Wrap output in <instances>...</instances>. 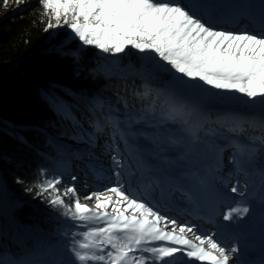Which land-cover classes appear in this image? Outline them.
<instances>
[{
    "label": "snow or ice",
    "instance_id": "obj_1",
    "mask_svg": "<svg viewBox=\"0 0 264 264\" xmlns=\"http://www.w3.org/2000/svg\"><path fill=\"white\" fill-rule=\"evenodd\" d=\"M12 2L19 5L25 0ZM38 2L43 31H51L53 40L58 36L56 30L66 28L69 40L77 41L79 49L91 46L113 56L135 50L153 62L157 72L169 75L165 89H153L145 81L144 91L132 93L137 101L145 102L139 109L120 97L123 118L114 114L120 109L105 105L99 97L93 98L89 108L93 129L89 142L94 143L96 134L108 129L105 154H110L108 167L112 177L101 190L83 192V200L94 202V207L82 202L76 175L68 182L63 174L50 176L46 169H40L39 176L26 189L35 190L38 197L58 209L60 216L70 222L69 231L64 233L68 237L64 255L68 258L54 260L52 264H189L193 261L195 264H242L241 249L238 243L229 242L228 234L232 233V239H236L232 226L251 211L247 206L249 186L247 181L241 185L240 176L247 178L246 166L250 167L258 154L264 156V134L245 135L249 128L264 130V24L259 32L218 28L211 18L198 14L195 5L181 0ZM4 3L7 6L8 0ZM68 42H60L56 51L78 61L79 49L64 50ZM93 71L100 74L99 69ZM191 89L200 92L211 89L245 97L253 105L259 103L260 115L230 113L212 120L198 106L178 100V93ZM45 97L57 114L79 123L65 100L54 92L45 93ZM141 124L154 129L151 144L160 151L179 153L178 159H186L198 145L215 154L216 162L209 174L217 204L224 210L208 215L207 222L216 224V231L202 232L194 224L181 223L162 214L150 197L151 185L145 186L142 181L135 183L137 173L124 152L129 157L138 152L135 141L142 133L134 126ZM240 136L244 137L243 141L232 138ZM217 140L225 143L221 145ZM228 149H233L229 163L234 171L220 177L223 153ZM261 164L260 198L264 207V160ZM91 171L97 177L103 175V168L93 167ZM216 180L220 182L219 188L215 187ZM17 183L23 180L18 179ZM90 187L83 185L84 189ZM185 194L193 200L191 194ZM0 264H28V261L16 257L6 261L0 255Z\"/></svg>",
    "mask_w": 264,
    "mask_h": 264
},
{
    "label": "trees",
    "instance_id": "obj_2",
    "mask_svg": "<svg viewBox=\"0 0 264 264\" xmlns=\"http://www.w3.org/2000/svg\"><path fill=\"white\" fill-rule=\"evenodd\" d=\"M17 6L12 0L7 6L0 0V255L6 261L12 255L5 232L16 225L39 223L55 243L68 241L64 233L70 222L50 205L42 209L35 190L26 191L40 169L64 175L63 158L68 153L53 137L89 142L93 132L89 108L94 97L121 110L123 102L118 99L125 98L131 106L137 102L132 93L144 91L145 81L152 88L169 81L168 74L157 72L153 62L135 50L113 56L91 46L79 49L77 41L69 40L66 28L56 30L58 36L53 40L51 31H43L38 0H25ZM63 41H69L65 51L79 49L78 61L56 51ZM122 65L133 72L123 73ZM48 92L67 102L78 124L53 110L45 97ZM18 179L23 183H17Z\"/></svg>",
    "mask_w": 264,
    "mask_h": 264
},
{
    "label": "rangeland",
    "instance_id": "obj_3",
    "mask_svg": "<svg viewBox=\"0 0 264 264\" xmlns=\"http://www.w3.org/2000/svg\"><path fill=\"white\" fill-rule=\"evenodd\" d=\"M234 1L236 0H181V2L195 5L194 10L197 11L198 14L205 16V18H211L213 9L220 10L225 7L228 3L231 4ZM237 3L241 5L243 9L242 11H245L248 14L253 13L258 15V10L261 8L260 4L263 6L264 0H238ZM211 6L214 8H212ZM216 27L221 28V26ZM245 29L247 28H239L236 31H241ZM119 69L123 73L133 72L132 68L128 65H122L121 67H119ZM166 87L167 85H160V87L153 89H165ZM177 98L181 102L187 103L189 105L198 106L212 120H215L218 116L230 113H239L243 115L257 117L260 115L259 103L253 105L245 97L225 92H216L215 90L211 89H205V91L203 92H200L199 89L183 91L178 93ZM233 98L238 100L236 101ZM150 99L151 98H149V100ZM142 103L145 102L137 101L132 103V105H135V107L139 109ZM157 104L159 105V101L157 102ZM112 107L118 108L113 105ZM123 111L124 109H121L119 113L114 114L120 115L121 118H123ZM134 127L136 129H139L142 133V135L135 141V143L138 145V152H135L133 156L129 157L127 152H124L123 144H121L120 147L121 151L124 152V155L127 157L128 163L137 173L136 178H134L135 183H140L142 179L147 176V178L145 177V181L142 182L145 186L151 185V187L149 188V194L151 195L152 199L153 195L151 193L153 192V188L155 186L164 185L166 184V182L185 184L186 186H191L193 189L196 190L202 189L205 186H209L211 188V191L214 192L213 178L209 174V169L213 166L214 161H216L214 153L207 152L205 150L204 145H198L193 151L188 153L186 159H178L179 153L167 150L160 151L156 148L155 145L150 143L151 138L154 134V129L150 125L141 124L136 125ZM213 127H215V125H213ZM221 131L224 130L221 129ZM107 133L108 129H106L105 133L103 134L97 133L94 143L75 142L69 139L53 137V139L58 142L59 145L62 146L63 149L68 153V155L64 156L63 158V161H65L66 163V170L64 171L65 180L71 182L70 177L72 175H76L78 177L76 183L82 191L81 200L84 203H89V205L92 207H94V202L84 201L83 192L101 190L102 187L108 185L110 183V179H112L108 167L110 164V154H105L106 144L109 142V136ZM225 134L231 135L226 132ZM262 134H264V130L257 128L255 131H253L252 128H249L248 132L245 135L259 136ZM144 136H147L149 139H143ZM232 138L240 141L244 140L243 136ZM209 139H211V137ZM217 143L223 145L225 141L217 140ZM232 151L233 149H228L223 153V158L225 160H223L222 163L224 164V166L227 165V170L225 172L220 170V172L218 173L220 177H225L230 171H234L233 166L229 163V156L232 154ZM158 152L159 155L157 154ZM162 160L167 161V163H163ZM262 160H264V156L258 154L253 164L250 167L246 166L249 172L248 177L245 178L243 175L240 176L241 185H243L247 181L249 186V193L251 194V196L253 195L255 189L258 192L257 196L260 197L261 194ZM137 163L140 164L139 168L137 167ZM93 167H95L96 169L103 168V175L101 177L93 175L91 171ZM51 171L52 173L49 172L50 176L53 174H59V171L57 170L52 169ZM189 172H192V174ZM155 179L157 180V182H153V180ZM200 180H203L204 183H198V181ZM232 183H235L234 179L232 180ZM85 184L90 185L91 187L88 189H84L83 185ZM215 187H220L219 180L215 181ZM1 188L3 189L2 186ZM3 193H6L4 189ZM255 202H258V200H255ZM259 203H262L261 198L259 199ZM39 205L42 209L47 208L49 206V204H46V202L42 199H40ZM0 211H2L1 203ZM57 211L60 212L58 209ZM7 220H9V218H7ZM12 228L13 229H9L7 232H5V236L7 237L8 242L9 239L12 240V237L18 240L17 242H21L20 244L25 247L24 252L27 259L31 258L34 260L35 263H37V261L39 260L42 261L44 264H49V262L50 264H52L54 260L68 258L64 255L65 245L68 241H63L62 245L55 243L49 238L45 231L40 229L39 223H36L35 225L29 224L28 226L16 225ZM9 246L10 254L12 255V257L20 258V253L22 254V252L19 251V254L17 253V246L10 243ZM39 252H41L44 258H39Z\"/></svg>",
    "mask_w": 264,
    "mask_h": 264
},
{
    "label": "bare ground",
    "instance_id": "obj_4",
    "mask_svg": "<svg viewBox=\"0 0 264 264\" xmlns=\"http://www.w3.org/2000/svg\"><path fill=\"white\" fill-rule=\"evenodd\" d=\"M237 2L238 0L234 1L231 4L228 3L225 7H223L220 10L213 9L211 19L214 22L215 26H221V28H225L227 30H233V31H236L239 28H247L250 31L259 32L261 30L262 24H264V15H262V5L260 4L261 8L258 10L259 11L258 15H256L253 13L248 14L245 11H242L243 9L241 5ZM223 160L225 159L223 158L222 161ZM215 162L216 161H214L213 165L215 164ZM226 170H227V165L224 166V164L222 163L221 171L225 172ZM189 173L192 174V172H189ZM145 177L147 178V176ZM145 177L142 179V181H145L146 179ZM153 182H157V180L155 179L153 180ZM177 189H181V190H177ZM202 189L196 190V189H193L191 186L190 187L186 186L185 184L175 183V182H169V183L166 182V184L164 185L155 186L151 194L153 195V201H155V203L161 209L162 214L175 218L181 223H183V219L188 218V216L176 208L177 206H179V204H176V201L179 200L180 197L186 196L185 193L196 194L198 193V191ZM213 195H216V194H213ZM164 201H166L169 204L170 206L169 209L160 206V203ZM263 211H264V208H263ZM191 219H192L191 220L192 224H199L201 228L200 231L204 232L203 228L207 226V224H204V223H207V220L204 217L203 218L193 217ZM248 224L250 223L246 222L245 225H248ZM17 241L18 240L14 239V237H12V240L9 239L10 244H14L15 246H17L18 248L17 253L19 254V251L22 252V254L20 253V256H21L20 258H24L25 247L22 244H20L21 242H17ZM189 264H195V262L194 261L189 262Z\"/></svg>",
    "mask_w": 264,
    "mask_h": 264
},
{
    "label": "water",
    "instance_id": "obj_5",
    "mask_svg": "<svg viewBox=\"0 0 264 264\" xmlns=\"http://www.w3.org/2000/svg\"><path fill=\"white\" fill-rule=\"evenodd\" d=\"M0 203H1V201H0Z\"/></svg>",
    "mask_w": 264,
    "mask_h": 264
}]
</instances>
